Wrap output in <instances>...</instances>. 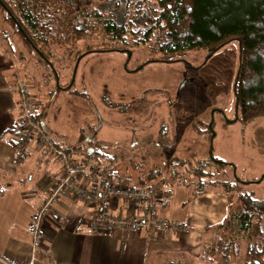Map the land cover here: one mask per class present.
Instances as JSON below:
<instances>
[{
    "label": "rangeland",
    "instance_id": "rangeland-1",
    "mask_svg": "<svg viewBox=\"0 0 264 264\" xmlns=\"http://www.w3.org/2000/svg\"><path fill=\"white\" fill-rule=\"evenodd\" d=\"M16 3L26 18L30 15V18L40 19L46 11L60 16L65 31L71 32L68 16L73 19L75 11H68L60 0H16ZM78 12L84 16L86 32L73 34L64 43H42L50 54L60 83L69 81L80 93L58 90L55 95H48L45 121L63 143H73L81 128H90L103 152L113 155L119 171L132 173L134 170L133 175L146 163L136 168L132 164L144 159L159 162L172 154L181 156L186 152L189 161L204 151L206 154L200 158L204 160L210 151L217 159L231 164L219 168L212 162L219 169L214 172L218 174L214 179L233 184V208L237 205V192H248L264 200V116L246 124L234 120L231 85L237 67L236 42L228 43L208 57L205 49L197 48L177 53L180 58L177 61L141 65L143 60L156 54L152 44L137 47L121 44L106 32L101 18L91 11ZM5 24L0 21V50L6 53L0 58V68L4 67L0 71L3 83L12 79V72L19 76L27 71L29 79L44 91L56 88V80L47 78L46 63L36 61V53L26 47L17 33L5 28ZM119 46L130 55L127 51H118ZM111 47L115 50L107 51ZM86 48L103 51L88 53L75 63L77 54ZM224 48L232 49L231 58L223 55ZM131 142L136 145L132 146ZM161 143H174L177 151L157 150L155 145ZM140 152L148 158L138 156ZM204 169L212 170V166ZM196 183V179H192L184 185L183 194L197 191ZM233 211L232 231L211 228L209 232L216 236L220 232L225 238L237 240L242 249L249 237L245 230L238 228L237 213ZM243 261L244 257L239 254L226 264H243Z\"/></svg>",
    "mask_w": 264,
    "mask_h": 264
},
{
    "label": "trees",
    "instance_id": "trees-1",
    "mask_svg": "<svg viewBox=\"0 0 264 264\" xmlns=\"http://www.w3.org/2000/svg\"><path fill=\"white\" fill-rule=\"evenodd\" d=\"M60 2L65 3L68 11H75L73 19L68 16L70 33L65 31L60 16L46 11L40 19L30 18V15L26 18L19 10L16 0H0V21L5 22L4 27H9L12 32L17 33L26 47L36 53V61L46 63L47 78L57 79L58 90L80 94L72 88V84L68 85L69 81L60 83L59 74L42 43H64L73 34L86 32L88 26L84 24V16L78 12L86 10L102 19L100 20L103 28L117 42L129 43L136 47L152 44L156 54L143 60L141 65L152 61H177L180 60L177 53L197 48L205 49L208 57L228 43L236 42L237 67L231 85L234 120L246 124L264 116V0H60ZM121 47L119 46L118 51H126ZM114 50L115 48L111 47L107 51ZM96 51L103 50L86 48L80 59ZM37 117L38 115L33 113V118L39 120ZM84 136L88 139L84 140ZM55 146L68 155L76 156L84 155L91 150V155L97 163H105L107 180L114 183L148 188L151 181L162 178L165 169L159 162L151 166L147 163L144 168L139 167V171L136 170L138 173L133 180V174L129 171L123 170L122 173L119 171L113 155L103 152L101 145L94 141V132L90 128H81L76 140L67 147ZM208 156L219 168H224L223 165L231 166L230 163L214 157L210 151ZM176 161V158L170 160ZM198 161L201 162L202 159ZM142 163H146L145 159L132 165L136 168ZM214 172L217 171L208 169L194 174L213 178L216 176ZM211 182L213 184L218 182L225 190L232 191L233 184L226 180L214 179ZM235 200L237 205L234 208L231 206L227 215L214 228L232 231L231 215L235 209L236 224L239 229L245 230L249 239L244 242L241 249L240 242L225 238L219 233L210 246L209 253L217 255L224 264L239 254L244 257L243 264H264V200L256 199L248 192H237Z\"/></svg>",
    "mask_w": 264,
    "mask_h": 264
},
{
    "label": "crops",
    "instance_id": "crops-1",
    "mask_svg": "<svg viewBox=\"0 0 264 264\" xmlns=\"http://www.w3.org/2000/svg\"><path fill=\"white\" fill-rule=\"evenodd\" d=\"M222 53L225 57L233 56L231 48H224ZM4 55V50H0L1 59ZM27 75V71L19 76L12 72V79L4 84L0 72V264H168L172 259H177L178 264H223L217 255L209 253L218 236L209 229H217L214 226L227 215L234 201L233 195L231 191L220 188L218 182L213 184L211 180L214 177L195 174H185L183 179L176 180L159 199L160 215L184 223L188 228L185 234L156 228L95 232L89 225V214L98 208L96 199L82 202L66 189L43 220L40 246L33 248L28 232L30 221L49 194L53 181H59L63 175V169L53 155L34 143H30L21 161L15 160L14 144L19 133V95L14 87L17 79H25L30 86L33 112L43 122L53 144L64 148L71 143H63L45 121L48 95H55L58 89L44 91ZM131 144L136 145L135 142ZM155 146L157 150L177 151L174 143ZM202 152L189 161L186 152L181 156L175 153L167 159H160V165L165 166L162 177L167 176L171 169L183 168L200 159L206 154ZM142 157L148 158L144 154ZM172 158L177 161L170 162ZM145 162L151 166L156 160L147 159ZM131 171L134 174V170ZM215 175L218 177L217 173ZM132 179H136L135 175ZM158 179L151 181L150 186ZM192 179H196L198 190L190 195L188 192L183 194L182 187ZM202 179L206 183L203 184ZM112 207L113 212L120 210V205L115 209L114 202Z\"/></svg>",
    "mask_w": 264,
    "mask_h": 264
},
{
    "label": "built area",
    "instance_id": "built-area-1",
    "mask_svg": "<svg viewBox=\"0 0 264 264\" xmlns=\"http://www.w3.org/2000/svg\"><path fill=\"white\" fill-rule=\"evenodd\" d=\"M14 87L19 95V133L14 144L15 160L21 161L30 143H34L36 147L53 155L63 169V175L59 181H53L49 194L35 210L30 221L28 232L33 248L40 246L43 220L66 189L71 190L82 202L91 198L96 199L98 208L89 214V225L95 232L112 233L115 230L136 231L156 228L169 230L174 234L187 233L188 228L184 223L160 215L159 199L172 183L183 179L185 174L205 170L206 166H212V169L218 171L217 165L213 164L208 155L204 160L202 159L203 162L195 160L183 168L171 169L167 176L148 188L110 182L106 178L105 165L96 162L91 150L80 156L68 155L50 141L43 122L33 118V98L26 80L17 79ZM112 202L116 204L115 209L120 205V210L113 212ZM178 263L177 259L168 262V264Z\"/></svg>",
    "mask_w": 264,
    "mask_h": 264
},
{
    "label": "flooded vegetation",
    "instance_id": "flooded-vegetation-1",
    "mask_svg": "<svg viewBox=\"0 0 264 264\" xmlns=\"http://www.w3.org/2000/svg\"><path fill=\"white\" fill-rule=\"evenodd\" d=\"M85 51H82V52H80V53H78L77 54V58H78V60L80 59V56H81V54L82 53H84ZM77 58L75 59V63L77 62ZM75 66V65H74ZM126 66V65H125ZM56 80V79H55Z\"/></svg>",
    "mask_w": 264,
    "mask_h": 264
},
{
    "label": "water",
    "instance_id": "water-1",
    "mask_svg": "<svg viewBox=\"0 0 264 264\" xmlns=\"http://www.w3.org/2000/svg\"><path fill=\"white\" fill-rule=\"evenodd\" d=\"M126 51H127L128 56H129V55H130V52H129L128 50H126ZM77 60H78V58H77ZM49 65H50V64H49ZM75 66H76V65H75ZM75 66H74V67H75ZM140 67H141V65H140ZM74 69H75V68H73V71H74ZM71 81H72V80H71ZM70 84H71V82H69L68 85H70ZM56 85H57V79H56ZM210 125H211V124H210ZM210 125H209V126H210Z\"/></svg>",
    "mask_w": 264,
    "mask_h": 264
}]
</instances>
